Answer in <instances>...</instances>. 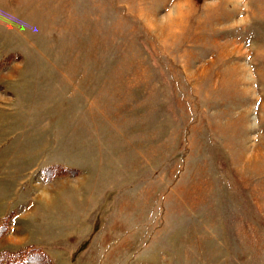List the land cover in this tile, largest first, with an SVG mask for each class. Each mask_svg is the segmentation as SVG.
Listing matches in <instances>:
<instances>
[{
	"label": "rangeland",
	"instance_id": "rangeland-1",
	"mask_svg": "<svg viewBox=\"0 0 264 264\" xmlns=\"http://www.w3.org/2000/svg\"><path fill=\"white\" fill-rule=\"evenodd\" d=\"M0 264H264V0H0Z\"/></svg>",
	"mask_w": 264,
	"mask_h": 264
}]
</instances>
